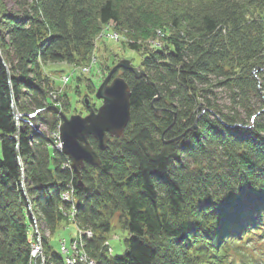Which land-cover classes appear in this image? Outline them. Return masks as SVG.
Here are the masks:
<instances>
[{
  "label": "trees",
  "instance_id": "16d2710c",
  "mask_svg": "<svg viewBox=\"0 0 264 264\" xmlns=\"http://www.w3.org/2000/svg\"><path fill=\"white\" fill-rule=\"evenodd\" d=\"M15 4L9 11L0 0V264H31L30 202L51 234L68 224L61 207L73 205L61 194L71 187L96 264H264V0ZM110 22L134 51L157 30L166 42L145 53L146 76L117 72L132 91L130 122L106 150L90 136L101 164L78 176L51 136L61 118L49 109L44 70L88 63ZM116 225L127 233L123 255L106 245Z\"/></svg>",
  "mask_w": 264,
  "mask_h": 264
},
{
  "label": "rangeland",
  "instance_id": "374dc122",
  "mask_svg": "<svg viewBox=\"0 0 264 264\" xmlns=\"http://www.w3.org/2000/svg\"><path fill=\"white\" fill-rule=\"evenodd\" d=\"M7 6L9 11H15L17 6L15 4V0H3ZM194 5V4H193ZM196 5V4H195ZM114 24V23H113ZM112 24V25H113ZM115 32L118 33V39L112 38V34ZM165 31L157 30L155 37L152 38H142L137 41L138 45H140V50H132L129 46L130 42L134 39H131L127 32L119 31L115 28V24L110 27V29H106L103 27L101 33L98 35L96 40V45L94 52L90 58V61L86 64L81 65H72L66 62H57V63H50L48 64L44 70V75L46 74V78L50 80L51 87L49 88V95L52 97V104L56 105L57 107L62 110L66 116L70 117L74 114H81L83 116L87 115L90 112V108H98L101 106L102 101L96 99L95 93L98 87L106 78L109 71L121 60L128 59L132 62L135 67L142 68L141 62L142 59L147 53V51L151 50L152 48H156L158 46H163L166 42L165 40ZM92 62L93 67L91 71H85V68L90 65ZM121 74V72H119ZM69 75V80L65 81L64 76ZM80 78V79H79ZM67 93L69 98V110L63 109V101L64 98L63 94ZM90 100V106L88 107L85 104V98ZM219 97L222 101H227L228 94L225 91L219 92ZM15 112L19 113L17 109ZM21 114V113H20ZM34 114L30 115V118L34 117ZM24 118V117H23ZM22 118V119H23ZM27 121H30L28 118ZM18 122L21 121L17 119ZM31 123V122H30ZM38 129L41 132H47V129L43 124L40 122L37 123ZM51 136H54L52 134ZM60 143L59 140H55V144L57 145ZM57 149V148H56ZM1 152V146H0ZM62 153V151H60ZM63 154V153H62ZM65 155V154H63ZM69 158L67 155H65ZM63 193L61 194V198H63ZM28 202H30L29 197H27ZM77 202V200H76ZM73 205L72 203H70ZM29 211L30 215L33 218L32 229L30 232L31 236V251L33 250L32 242L35 241V244L38 241L42 244L43 247V254L46 253L45 251V243L44 238H47L54 251L60 253L61 246L66 241L70 244L71 240L80 238L81 233L86 232V229L79 227L75 219L73 218L72 209L65 210L64 206L61 207L63 215L67 218L68 224L65 227H62L58 233L51 234L49 229H46L44 222H39L38 217L39 213L35 212L33 209V204L29 203ZM34 210V211H33ZM32 236H34V240H32ZM127 233L123 231L119 225H116L114 231L109 236L110 245L113 248L114 255H123L127 248L125 244V238ZM39 238L41 240H39ZM259 246L258 242L254 241L251 243V250L252 252L258 253L257 247ZM80 250L82 247L80 246ZM90 255V254H89ZM43 256V255H42ZM65 256V255H64ZM92 260L96 262V260L90 255ZM87 264V263H86Z\"/></svg>",
  "mask_w": 264,
  "mask_h": 264
},
{
  "label": "water",
  "instance_id": "95a60500",
  "mask_svg": "<svg viewBox=\"0 0 264 264\" xmlns=\"http://www.w3.org/2000/svg\"><path fill=\"white\" fill-rule=\"evenodd\" d=\"M121 69L131 70L136 78L146 76V72L139 67H135L128 59L119 61L107 74L104 81L98 87L95 97L102 101L100 107L93 109L83 116L74 114L70 117L54 104L49 109L57 113L61 118L59 125V136L62 142V153L67 155L71 162L73 171L80 176L81 168L86 164L99 166L101 164L100 155L90 143V136H93L98 143L100 150H106L113 137L123 135L130 122L131 116V88L126 79L116 75ZM147 82H153L147 77ZM158 96L155 98L157 99ZM85 104L90 106V100L86 97ZM156 112L159 110L156 109ZM14 116L20 120L23 115L15 112ZM195 124L192 129H196ZM77 185H83L79 178Z\"/></svg>",
  "mask_w": 264,
  "mask_h": 264
},
{
  "label": "built area",
  "instance_id": "2783aa9c",
  "mask_svg": "<svg viewBox=\"0 0 264 264\" xmlns=\"http://www.w3.org/2000/svg\"><path fill=\"white\" fill-rule=\"evenodd\" d=\"M113 22L108 23L104 27L106 29H110ZM112 38H119L118 33L115 32L111 35ZM95 62H92L90 65H88L85 68V71H91L93 64ZM65 81L69 80V75L63 77ZM52 98V97H51ZM40 131V129H38ZM55 139L59 140L60 143L57 145L55 144V148H57L59 151L62 149V142L60 140L59 136V130L58 133H54ZM64 167H71V160L68 158L67 162L64 164ZM62 200L64 202H69L73 204V208L75 210V203H76V197H75V190L71 187L68 191L63 193ZM74 210L73 218H74ZM93 236V233L89 230L86 232L81 233L80 238L71 240L70 244L68 242H64L61 246V252L59 255L63 258V264H96L94 260L90 257L89 253L85 250V244H84V237L91 238ZM32 240H34V236H32ZM39 240H41L39 238ZM106 245L109 246V241L106 242ZM80 246L82 247V250H80ZM33 250L31 251V264H57L51 259V256L47 255L46 253L43 254V247L42 244L38 241V243L35 244V241L32 242ZM109 251L112 252V248L109 247ZM43 255V256H42ZM65 255V256H64Z\"/></svg>",
  "mask_w": 264,
  "mask_h": 264
},
{
  "label": "flooded vegetation",
  "instance_id": "af4514ba",
  "mask_svg": "<svg viewBox=\"0 0 264 264\" xmlns=\"http://www.w3.org/2000/svg\"><path fill=\"white\" fill-rule=\"evenodd\" d=\"M96 109V108H95Z\"/></svg>",
  "mask_w": 264,
  "mask_h": 264
}]
</instances>
